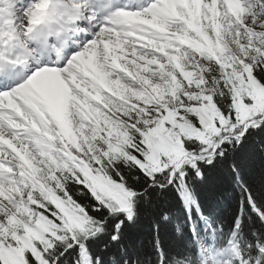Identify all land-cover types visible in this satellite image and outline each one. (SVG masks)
I'll return each instance as SVG.
<instances>
[{"label": "snow or ice", "instance_id": "snow-or-ice-1", "mask_svg": "<svg viewBox=\"0 0 264 264\" xmlns=\"http://www.w3.org/2000/svg\"><path fill=\"white\" fill-rule=\"evenodd\" d=\"M0 264H264V0H0Z\"/></svg>", "mask_w": 264, "mask_h": 264}]
</instances>
